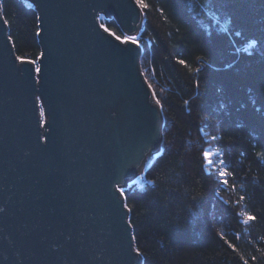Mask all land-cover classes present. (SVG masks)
Here are the masks:
<instances>
[{
    "label": "water",
    "instance_id": "1",
    "mask_svg": "<svg viewBox=\"0 0 264 264\" xmlns=\"http://www.w3.org/2000/svg\"><path fill=\"white\" fill-rule=\"evenodd\" d=\"M25 1L41 33L35 64L16 60L0 14V264H139L116 188L156 151L160 114L139 46L99 19L130 35L141 11L134 0Z\"/></svg>",
    "mask_w": 264,
    "mask_h": 264
},
{
    "label": "trees",
    "instance_id": "2",
    "mask_svg": "<svg viewBox=\"0 0 264 264\" xmlns=\"http://www.w3.org/2000/svg\"><path fill=\"white\" fill-rule=\"evenodd\" d=\"M142 2L139 68L160 143L122 188L139 264H264V0ZM0 14L16 57L36 61L32 6L0 0Z\"/></svg>",
    "mask_w": 264,
    "mask_h": 264
},
{
    "label": "snow or ice",
    "instance_id": "3",
    "mask_svg": "<svg viewBox=\"0 0 264 264\" xmlns=\"http://www.w3.org/2000/svg\"><path fill=\"white\" fill-rule=\"evenodd\" d=\"M136 3L139 5V7H140L141 9H143V8L146 7V5L142 2V0H136ZM104 31H105V32H108V29L105 28ZM36 34H37V35H40L41 33H40V32H37ZM109 35H113V33H109ZM115 39L118 40V41H119L120 43H122V44H132V45H136L137 47L139 46V42L137 41V39H136L135 36H125V37L116 36ZM16 60H17L19 63H21V64H29V65H33V64L36 63L35 60H25V59H24L23 57H21V56H17V57H16ZM178 63L181 64V65H184L185 62H184L183 60H179ZM35 72H36L37 74H40V73L42 72V70H41V68L36 67V68H35ZM156 103L159 104V103H160L159 100H157ZM43 115H44V112L41 111V116H43ZM203 158H204V160H205L206 162L211 163V161H210V153H209V152H204V153H203ZM226 174H227V173H221V175H226ZM148 183H152V181H148ZM116 191H117L121 196H124V192H123V190H122L120 187H117V188H116ZM242 199H243V197H241V200H242ZM124 208H125V210L130 211V209L128 208V205H124ZM2 211H3V209L0 208V212H2ZM254 219H255V217H253V216H248V217H246V221H251V220H254ZM225 243L227 244L228 241H225ZM228 247L231 248L232 245H231V244H228ZM133 251H134V253H135V255H136L137 257H139V256L142 254V253L140 252L139 249H133ZM244 264H247V261H245Z\"/></svg>",
    "mask_w": 264,
    "mask_h": 264
},
{
    "label": "rangeland",
    "instance_id": "4",
    "mask_svg": "<svg viewBox=\"0 0 264 264\" xmlns=\"http://www.w3.org/2000/svg\"><path fill=\"white\" fill-rule=\"evenodd\" d=\"M139 26H140V25H139ZM138 30H139V28H138ZM138 30H137V31H138ZM137 31H136L135 33H133V34H130V35H128V34H126V33H122V34H123V37H125V36H135V37H136V33H137ZM136 38H137V37H136ZM138 60H139V59H138ZM159 143H160V140H159V142H158V145H157L156 151H155L153 154H150V156H149V160H148V163L152 160V158L154 157L155 153L158 151ZM204 152H209V153H210V161H211V159H212V155L214 154V152H213L212 150L208 149V148H206V149L204 150ZM204 161H205V160H204ZM148 163H146V165H147ZM142 164H143V161H142V163L140 164V167H139V169L136 171L135 175H133V178L131 179V181L134 180V181H136V182H139L140 175H141V173H142V171H143V168L146 166V165H142ZM205 164H209V163L205 161Z\"/></svg>",
    "mask_w": 264,
    "mask_h": 264
},
{
    "label": "bare ground",
    "instance_id": "5",
    "mask_svg": "<svg viewBox=\"0 0 264 264\" xmlns=\"http://www.w3.org/2000/svg\"><path fill=\"white\" fill-rule=\"evenodd\" d=\"M138 59H139V57H138ZM139 61V60H138ZM159 149V148H158Z\"/></svg>",
    "mask_w": 264,
    "mask_h": 264
}]
</instances>
